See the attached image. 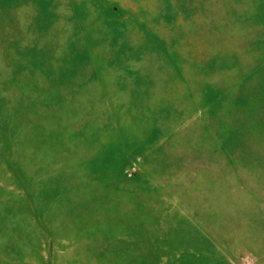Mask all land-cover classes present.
Here are the masks:
<instances>
[{
    "label": "rangeland",
    "instance_id": "1",
    "mask_svg": "<svg viewBox=\"0 0 264 264\" xmlns=\"http://www.w3.org/2000/svg\"><path fill=\"white\" fill-rule=\"evenodd\" d=\"M0 264H264V0H0Z\"/></svg>",
    "mask_w": 264,
    "mask_h": 264
}]
</instances>
